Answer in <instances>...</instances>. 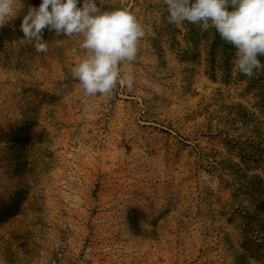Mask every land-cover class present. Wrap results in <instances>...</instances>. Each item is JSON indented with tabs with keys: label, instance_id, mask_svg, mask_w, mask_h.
<instances>
[{
	"label": "rangeland",
	"instance_id": "1",
	"mask_svg": "<svg viewBox=\"0 0 264 264\" xmlns=\"http://www.w3.org/2000/svg\"><path fill=\"white\" fill-rule=\"evenodd\" d=\"M41 2L0 28V264H264V70L163 0H96L146 34L133 89L85 97L82 37L23 40Z\"/></svg>",
	"mask_w": 264,
	"mask_h": 264
},
{
	"label": "clouds",
	"instance_id": "2",
	"mask_svg": "<svg viewBox=\"0 0 264 264\" xmlns=\"http://www.w3.org/2000/svg\"><path fill=\"white\" fill-rule=\"evenodd\" d=\"M42 0L38 7L28 6L20 31L35 52L46 53L49 42L45 29L56 37H82L79 48L84 56L71 73L85 97L110 96L118 85L128 90L134 77L124 71L138 59L139 44L145 29L128 8L102 10L96 0ZM167 23L180 26L185 21L200 31L215 29L220 39L235 49L230 61L233 71L252 77L264 70L258 56H264V0H163ZM23 0H0V28L17 19ZM159 92L160 87L154 86Z\"/></svg>",
	"mask_w": 264,
	"mask_h": 264
}]
</instances>
